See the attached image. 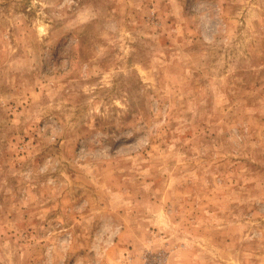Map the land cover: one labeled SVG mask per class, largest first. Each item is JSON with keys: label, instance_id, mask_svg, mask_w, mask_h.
Segmentation results:
<instances>
[{"label": "rangeland", "instance_id": "obj_1", "mask_svg": "<svg viewBox=\"0 0 264 264\" xmlns=\"http://www.w3.org/2000/svg\"><path fill=\"white\" fill-rule=\"evenodd\" d=\"M0 264H264V0H0Z\"/></svg>", "mask_w": 264, "mask_h": 264}]
</instances>
